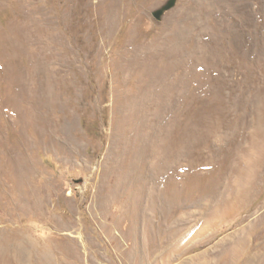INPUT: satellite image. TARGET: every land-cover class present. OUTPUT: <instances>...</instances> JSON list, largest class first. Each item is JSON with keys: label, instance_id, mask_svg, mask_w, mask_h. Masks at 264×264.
I'll return each mask as SVG.
<instances>
[{"label": "rangeland", "instance_id": "rangeland-1", "mask_svg": "<svg viewBox=\"0 0 264 264\" xmlns=\"http://www.w3.org/2000/svg\"><path fill=\"white\" fill-rule=\"evenodd\" d=\"M0 0V264H264V0Z\"/></svg>", "mask_w": 264, "mask_h": 264}, {"label": "water", "instance_id": "water-1", "mask_svg": "<svg viewBox=\"0 0 264 264\" xmlns=\"http://www.w3.org/2000/svg\"><path fill=\"white\" fill-rule=\"evenodd\" d=\"M176 3V0H167L161 7L155 9L152 14L157 19L160 20L163 16V14L172 8Z\"/></svg>", "mask_w": 264, "mask_h": 264}]
</instances>
